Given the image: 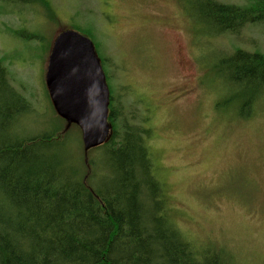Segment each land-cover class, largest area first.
<instances>
[{
  "label": "rangeland",
  "instance_id": "374dc122",
  "mask_svg": "<svg viewBox=\"0 0 264 264\" xmlns=\"http://www.w3.org/2000/svg\"><path fill=\"white\" fill-rule=\"evenodd\" d=\"M48 1L52 13L0 1V58L33 108L13 131L27 137L55 125L46 84L54 39L64 30L91 38L107 59L115 104L150 119L158 173L181 231L198 244L228 248L240 263L264 264V92L251 117L218 105L227 94L221 58L236 48L264 52V23L214 35L195 22V0ZM62 124L78 160L82 131ZM86 154L102 168L98 149Z\"/></svg>",
  "mask_w": 264,
  "mask_h": 264
},
{
  "label": "trees",
  "instance_id": "16d2710c",
  "mask_svg": "<svg viewBox=\"0 0 264 264\" xmlns=\"http://www.w3.org/2000/svg\"><path fill=\"white\" fill-rule=\"evenodd\" d=\"M0 1L37 3L52 13L48 0ZM194 8L195 22L214 35L264 23V0H195ZM100 60L104 69L107 59ZM219 72L227 94L218 105L251 117L264 92V52L236 48L221 58ZM12 83L0 58V264H243L228 248L198 244L181 231L158 173L150 119L117 106L109 84L111 132L88 150L104 157L96 170L82 145L76 160L60 116L37 135L13 131L33 108Z\"/></svg>",
  "mask_w": 264,
  "mask_h": 264
},
{
  "label": "water",
  "instance_id": "95a60500",
  "mask_svg": "<svg viewBox=\"0 0 264 264\" xmlns=\"http://www.w3.org/2000/svg\"><path fill=\"white\" fill-rule=\"evenodd\" d=\"M53 106L82 131L84 148L102 145L110 135V90L91 38L64 30L54 39L46 72Z\"/></svg>",
  "mask_w": 264,
  "mask_h": 264
}]
</instances>
